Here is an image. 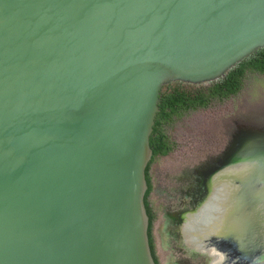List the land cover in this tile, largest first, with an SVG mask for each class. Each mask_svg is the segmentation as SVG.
Instances as JSON below:
<instances>
[{
  "label": "water",
  "instance_id": "water-1",
  "mask_svg": "<svg viewBox=\"0 0 264 264\" xmlns=\"http://www.w3.org/2000/svg\"><path fill=\"white\" fill-rule=\"evenodd\" d=\"M261 49L264 0H0V264H156L161 91ZM233 139L215 170L252 165L240 202L264 207V124Z\"/></svg>",
  "mask_w": 264,
  "mask_h": 264
},
{
  "label": "flooded vegetation",
  "instance_id": "flooded-vegetation-1",
  "mask_svg": "<svg viewBox=\"0 0 264 264\" xmlns=\"http://www.w3.org/2000/svg\"><path fill=\"white\" fill-rule=\"evenodd\" d=\"M262 124L264 117L225 120L226 141L221 150L210 153L204 163L182 168L181 173L165 188L162 207L159 205V210L155 211L152 205L157 216L153 227L154 239L157 227L158 240L164 245V252L171 251L172 257L176 256L174 264H264V207L253 203L241 204L237 219L232 217L234 198L236 195L240 198V178L232 176L234 173H226L231 166L215 170L229 152L234 136L244 131L245 127ZM237 156L240 157V151ZM219 181L224 183L214 188ZM220 188H225V194L227 189H231L230 198L224 204L226 214L221 224L217 219L219 213L213 211L218 228L216 226L211 230L202 224L201 213L205 211L203 216L207 217L210 212L208 206ZM155 192L153 185L151 196ZM160 213L164 215L162 220Z\"/></svg>",
  "mask_w": 264,
  "mask_h": 264
},
{
  "label": "rangeland",
  "instance_id": "rangeland-1",
  "mask_svg": "<svg viewBox=\"0 0 264 264\" xmlns=\"http://www.w3.org/2000/svg\"><path fill=\"white\" fill-rule=\"evenodd\" d=\"M233 117H264V76L250 75L237 97L222 104L214 103L207 110L189 113L169 129L178 147L170 156L158 159L152 166L151 177L156 192L152 194L151 202L155 211L159 210V205L162 207L165 188L181 173L182 168L204 163L210 153L221 150L226 141L225 120ZM241 204L244 203L237 197L234 204L235 216L240 214ZM159 216L161 220L164 218L163 213ZM159 237L157 232L155 241L160 264H174L176 256L172 257L171 251L164 252V245L158 240Z\"/></svg>",
  "mask_w": 264,
  "mask_h": 264
},
{
  "label": "trees",
  "instance_id": "trees-1",
  "mask_svg": "<svg viewBox=\"0 0 264 264\" xmlns=\"http://www.w3.org/2000/svg\"><path fill=\"white\" fill-rule=\"evenodd\" d=\"M250 75L264 76V49L255 52L216 82L197 86L177 82L165 86L161 91L160 110L156 116L150 138L153 158L146 171L148 192L145 197L146 210L150 220L148 232L150 247L156 264H160V261L153 236V227L157 216L150 202L153 191L151 169L158 159L170 156L178 147L169 129L189 113L207 110L214 103L222 104L237 97L243 91Z\"/></svg>",
  "mask_w": 264,
  "mask_h": 264
},
{
  "label": "bare ground",
  "instance_id": "bare-ground-1",
  "mask_svg": "<svg viewBox=\"0 0 264 264\" xmlns=\"http://www.w3.org/2000/svg\"><path fill=\"white\" fill-rule=\"evenodd\" d=\"M252 165H248L245 164L243 165H238L236 167L231 168L229 171H227L226 173H234L232 174V176L235 177H239L240 175H245L248 173V171L251 169ZM222 181H219L216 185H214L213 187L215 188L217 185H219ZM224 183V182H222ZM213 188V191H214ZM232 188V187H231ZM228 192L225 194V188H220L218 194H216L213 199L211 200L210 204H209V208H210V212L208 211L207 217H204L203 214L205 213V211L203 213H201V222L202 224H204V226H207V228H210L211 230H214L215 227L217 226V221L215 220H219L220 219V224L222 223V219H223V215L226 214L224 209V204L226 203L227 199L229 200L230 197L229 194L231 193V189H227ZM238 195H236V197L234 199H237ZM207 207V208H208ZM261 207V206H260ZM203 211V210H202ZM213 211L217 213H219L218 218L216 219V216L214 217ZM232 213V212H231ZM215 214V215H216ZM231 215V214H230ZM204 217V219H203ZM225 217V216H224ZM229 217V216H228ZM237 219V216L234 217ZM197 219V217H196ZM200 219V217H199ZM195 220V219H194ZM200 223V222H199ZM214 224V225H213ZM198 225V223H197ZM218 228V226L216 227V229ZM199 229V228H198ZM205 229V227L203 228ZM193 230V229H191ZM196 229L194 228L193 231H195ZM197 232V231H196ZM199 233V232H198ZM214 233V232H213ZM216 235V234H215ZM199 237V236H198ZM202 237V236H201ZM202 240V239H201ZM204 241V240H203ZM203 245V244H202Z\"/></svg>",
  "mask_w": 264,
  "mask_h": 264
},
{
  "label": "crops",
  "instance_id": "crops-1",
  "mask_svg": "<svg viewBox=\"0 0 264 264\" xmlns=\"http://www.w3.org/2000/svg\"><path fill=\"white\" fill-rule=\"evenodd\" d=\"M155 234L157 235V227H156V233H155ZM158 246H159V243H158ZM159 250H160V251L162 250V249H161V246H160V249H159Z\"/></svg>",
  "mask_w": 264,
  "mask_h": 264
}]
</instances>
